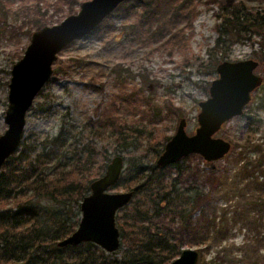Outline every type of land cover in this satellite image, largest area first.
<instances>
[{"label": "rangeland", "instance_id": "obj_1", "mask_svg": "<svg viewBox=\"0 0 264 264\" xmlns=\"http://www.w3.org/2000/svg\"><path fill=\"white\" fill-rule=\"evenodd\" d=\"M4 1L10 4L5 5ZM85 1L88 0L74 3L73 13L67 0L0 1V135L7 129L4 117L9 104L11 71L24 55L33 32L78 13ZM36 4L47 22L40 28L25 23L26 8L35 9ZM197 10L182 45L163 47V39H154L133 29L129 25L132 19L126 22L116 19L114 31L102 37L79 38L64 48L53 63L54 71L61 68L37 95L27 113L25 137L28 142L40 145L59 134L70 143L92 141L97 150L105 152V156L99 153L98 159L108 158L107 165L116 155L124 158L122 174L127 178L136 168L157 162L166 144L165 135L172 137L176 133L182 117L187 119V133L194 134L199 126V102L209 97L210 85L218 77L216 67L222 62L221 48L216 45L219 36L217 2L202 0ZM251 38L234 41L229 60H258L260 66L256 73L264 76L261 51L264 28ZM116 70L129 76L125 91L120 82L115 81ZM131 87L143 88L151 97L152 106L163 108L161 121L142 118L132 111L129 102L123 101L122 96L126 97L125 92L132 90ZM263 87L252 92V99L242 115L224 123L215 134L232 143L223 158L209 162L200 154H191L183 162L179 186L198 187L208 195L203 198V208L207 214L206 227L213 239L204 247H188L203 251L204 264L215 259L226 263L231 249L232 256L241 264L245 258L254 264H264ZM111 105L117 110L115 113L127 119L131 130L134 129L127 142L125 134H118L109 127L98 129L100 115ZM244 114L258 120L251 132L245 128ZM171 170L173 177L180 176L176 168ZM124 180L109 191H128ZM156 221L168 224L165 217H157ZM255 239L261 242L257 244Z\"/></svg>", "mask_w": 264, "mask_h": 264}, {"label": "trees", "instance_id": "obj_2", "mask_svg": "<svg viewBox=\"0 0 264 264\" xmlns=\"http://www.w3.org/2000/svg\"><path fill=\"white\" fill-rule=\"evenodd\" d=\"M67 1L70 13L75 12L73 4L78 0ZM201 2L126 0L84 37H102L116 29V19L121 22L132 19L129 25L133 29L154 39H163L161 46L182 45ZM216 2L218 11L215 15L219 21L216 45L221 48V61H225L229 60L234 41L251 40L252 35L264 28V0ZM35 6V9L26 8L25 23L40 28L47 22L38 4ZM31 32L30 27L28 33ZM261 51L264 55V38ZM60 68L57 67L54 73ZM116 74L115 81L118 80L125 91L129 76L118 70ZM130 89L125 92L127 96L122 97L125 103L129 102L132 111L152 122L156 118L161 121L163 108L152 106L151 97L143 88ZM169 107L173 108L172 104ZM114 110L117 111L114 105L103 110L97 121L98 129L109 127L118 134H125L127 142L134 129L131 130L127 119ZM244 121L245 128L251 132L258 120L244 114ZM170 138L165 135L164 142ZM28 141L24 136L19 149L0 169V264H168L184 248L204 247L212 241L203 208V198L208 195L198 187L179 186L185 157L167 167L157 163L138 167L127 178L122 174L117 184L125 179V187L134 192V197L116 215L121 233L119 250L108 253L93 242L59 247L58 241L79 226L81 202L91 192V182L105 172L108 158L98 159L99 153L105 156V152L97 150L92 141L70 143L63 134L48 138L40 145ZM173 168L180 176L173 177ZM262 187L264 191V183ZM157 217H165L168 224L158 223ZM232 253V249L228 251L226 263L215 259L207 264H241ZM203 260V251H200L199 264H204ZM242 262L254 264L248 258Z\"/></svg>", "mask_w": 264, "mask_h": 264}, {"label": "water", "instance_id": "obj_3", "mask_svg": "<svg viewBox=\"0 0 264 264\" xmlns=\"http://www.w3.org/2000/svg\"><path fill=\"white\" fill-rule=\"evenodd\" d=\"M126 0H88L76 14L54 25H45L33 32L24 55L12 68L8 108L4 120L7 129L0 135V169L21 146L25 136L26 116L35 98L54 74L53 63L58 54L73 41L90 34ZM260 62L255 59L225 60L217 67L218 77L209 88V97L200 101L199 126L194 134L186 131L187 119L182 117L176 133L166 142L157 165L167 167L191 154H200L206 161L223 158L232 143L215 134L222 125L243 113L251 93L263 84L256 73ZM124 170V158L116 155L105 172L91 182V192L81 202V220L77 229L58 241L59 247L93 242L108 253L119 250L121 233L117 212L128 205L133 191L110 192ZM200 252L184 248L168 264H198Z\"/></svg>", "mask_w": 264, "mask_h": 264}, {"label": "flooded vegetation", "instance_id": "obj_4", "mask_svg": "<svg viewBox=\"0 0 264 264\" xmlns=\"http://www.w3.org/2000/svg\"><path fill=\"white\" fill-rule=\"evenodd\" d=\"M256 70H257V69H256ZM257 74H258V73H257ZM260 75H261V74H260ZM262 76H263V75H262ZM263 79H264V76H263ZM263 83H264V81H263ZM262 85H263V84H262ZM262 85H261V86H262ZM261 86H260V87H261ZM257 89H258V88H257ZM255 90H256V89H255ZM255 90H254V91H255ZM254 91H253V92H254ZM251 99H252V93H251ZM250 101H251V100H250ZM249 103H250V102H249ZM247 105H248V104H247ZM247 105H246V106H247ZM246 106H245V107H246ZM243 112H244V111H243ZM242 114H243V113H242ZM242 114H241V115H242ZM186 157H187V156H186ZM117 213H118V212H117ZM199 252H200V251H199Z\"/></svg>", "mask_w": 264, "mask_h": 264}]
</instances>
